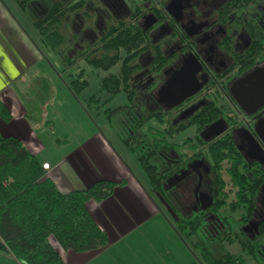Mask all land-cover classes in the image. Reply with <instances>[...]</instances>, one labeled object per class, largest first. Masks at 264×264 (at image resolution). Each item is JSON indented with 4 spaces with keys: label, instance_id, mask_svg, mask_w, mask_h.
<instances>
[{
    "label": "trees",
    "instance_id": "16d2710c",
    "mask_svg": "<svg viewBox=\"0 0 264 264\" xmlns=\"http://www.w3.org/2000/svg\"><path fill=\"white\" fill-rule=\"evenodd\" d=\"M13 1L37 34L38 50L46 59L48 54L52 55L62 66L61 73L67 80L62 74L61 78L74 97L82 95L90 86L85 66L95 74L102 71L98 89L101 95L108 96L104 104L119 95L125 96V104L105 109L104 116L145 175L148 194L153 199L158 197L166 207L156 202L158 210L168 218L193 254L192 264H264V255L258 251L259 241L249 240L235 229L244 222L243 214L249 215L252 211L257 189L254 177L245 178L240 174L228 137L206 147L204 154L212 170L209 212L218 222L206 219L202 211H190L183 216L169 198V171L185 168L198 157L202 126L193 119L173 126L161 109L135 115L137 90L132 76L138 69L134 59L143 50L142 43H146L144 35L140 34L139 38L136 28H115L116 24L111 23L98 43L85 44L76 56L68 55L61 25L68 15L84 14L87 0ZM40 1L48 2V7L37 16L32 5ZM249 1L236 3L239 6ZM16 95L25 120L37 126L43 122L44 108L54 96V87L48 75L37 73L26 80ZM99 101L90 96L85 106L83 101L79 103L89 114L87 109ZM0 120L3 123L12 120L9 108L2 101ZM224 159L226 166L222 164ZM124 184V180H96L85 189L61 192L18 138L0 134V254L10 256L19 264H65L50 240L72 253L106 249L108 236L94 220L87 203L109 198L115 187ZM230 184L239 189L235 201H228L225 191ZM261 232L264 233V225Z\"/></svg>",
    "mask_w": 264,
    "mask_h": 264
},
{
    "label": "flooded vegetation",
    "instance_id": "af4514ba",
    "mask_svg": "<svg viewBox=\"0 0 264 264\" xmlns=\"http://www.w3.org/2000/svg\"><path fill=\"white\" fill-rule=\"evenodd\" d=\"M88 1L94 0H87L84 10ZM236 2L101 0L112 17L101 25L103 33L114 23L115 28H136L139 38L144 35L133 80H144L151 105L166 112L171 125L193 119L202 126L198 157L185 168L169 171L168 189L194 176L190 211H202L206 219L218 222L209 212L212 170L204 154L206 147L228 137L240 174L254 177L257 189L252 211L243 214L244 222L235 229L249 240L257 239L264 255V0L239 6ZM133 87L139 88L135 83ZM229 189L228 200L235 201L239 189L231 184Z\"/></svg>",
    "mask_w": 264,
    "mask_h": 264
},
{
    "label": "crops",
    "instance_id": "0c3cea01",
    "mask_svg": "<svg viewBox=\"0 0 264 264\" xmlns=\"http://www.w3.org/2000/svg\"><path fill=\"white\" fill-rule=\"evenodd\" d=\"M36 35L13 0H0V101L12 117L9 123L0 120V134L18 138L41 165L48 164L46 177L61 192L85 189L96 180L125 181L114 188L109 198L87 203L94 220L108 236L106 249L72 253L50 240L53 248L65 264H135L139 255L143 264H159L166 258L174 264H192L194 260L172 224L158 210L146 184L140 180L132 155L115 140L107 122L106 130H92L85 122L83 128L73 124L71 129L68 121L58 127L48 120V107L52 106L55 94L44 108L40 125L31 126L25 120L17 92L30 76L46 72L50 77L51 69H59L38 50ZM84 113L92 119L88 112ZM0 264L19 263L0 254Z\"/></svg>",
    "mask_w": 264,
    "mask_h": 264
},
{
    "label": "rangeland",
    "instance_id": "374dc122",
    "mask_svg": "<svg viewBox=\"0 0 264 264\" xmlns=\"http://www.w3.org/2000/svg\"><path fill=\"white\" fill-rule=\"evenodd\" d=\"M52 1L53 0H50L49 2H52ZM61 1H66V0H61ZM32 7L34 8L33 9L34 12L37 13V16H40L43 13H45L48 7V2L40 1L36 4H33ZM106 14L107 13L104 10L101 0H94V1H88L84 14L68 15V17L63 21L61 25V30L63 32V37L65 40V46H66L65 52L67 51L68 55H75L76 51L81 50L83 45L85 44L90 45V44H93L95 41H97V38L100 37L101 34H103L102 30L105 27V25L102 26L101 23L102 22L106 23L108 20L111 21L112 17H109ZM36 38L38 39L37 35H36ZM47 56L53 62H55L59 68L58 71L55 72L51 69V66L47 64V66H49V68L51 69L50 77H52L53 82H54V94H55V97L53 101L51 102L52 106L48 107V116H49L48 120L54 121V123L58 127H61V128L62 126H64L63 123L68 121L71 123L70 124L71 129H72L73 124H74V127L80 126L81 128H83L84 127L83 122H85V124L92 130H94L95 128L96 130L98 129L106 130L104 127L105 126L107 127V124H106L107 121L104 116V110L125 104L126 103L125 96L119 95L115 97L114 99H112L111 101H108L104 104V101L108 98V96L107 95L105 96V94L101 95L98 89L99 87L98 85L100 82L99 77L101 76L102 71L97 72L95 74V72L90 71L89 67L85 66V72L87 73V76L89 78L90 86L87 90L84 91L82 95L78 97H73L71 94L67 93L68 89L64 85V82L61 78V74H62L63 79L67 80V76L61 73L62 66L58 63L56 58H54L52 55L48 54ZM72 71L74 72V68H72ZM112 71H115V69H112ZM44 73L48 75V73L46 72ZM184 77L187 78L186 75ZM135 80L136 82L133 80V84L135 83L136 86L139 87V88L136 87V89L138 90L137 98H136V102H137L136 104L138 107L136 108L135 113L137 114L135 115L141 116L145 112H151L154 109H158V107L151 105L153 100H151L152 97L149 93V89H147V85L144 84V80L140 81L141 78L139 79L136 78ZM90 96L100 99L97 105H94L90 110L87 109L89 111L90 117H92L93 120L90 119L84 113L83 108H82L83 105L85 106L86 99H88ZM81 101H83L82 102L83 105L80 104ZM88 122L92 124L94 128L91 127V125L88 124ZM129 125H131L130 129L133 128L132 124H129ZM113 135H114L115 140L121 143L119 137L116 136L115 132H113ZM135 164H136V169L138 171V176L140 180L143 183H145L146 187L148 188V181L145 175L143 174V172L137 165L136 161H135ZM223 178L227 182V176L225 174H223ZM195 185H196V178L194 176H191L189 179L185 180L184 182H182L181 184H179L177 187L173 188L172 190L170 189L168 192L169 198L171 199L173 204L176 206V208L179 210V213L183 216L184 215L186 216L189 214L191 207L193 205V197L190 198V193L192 195ZM229 188L230 186L226 185L225 191L227 193L228 198H231L232 190H230ZM156 199L157 201L155 202H160L164 206L163 202H161L159 198H156ZM230 200L231 199H229L228 201ZM164 208L166 209L165 206ZM181 244L184 247V249L188 250V248L184 245L183 242H181ZM187 252L194 260L193 254L189 250ZM135 264H143V261L140 255L135 257ZM159 264H174V263H172L169 259L166 258L163 261H160ZM246 264H253V262H247Z\"/></svg>",
    "mask_w": 264,
    "mask_h": 264
},
{
    "label": "built area",
    "instance_id": "2783aa9c",
    "mask_svg": "<svg viewBox=\"0 0 264 264\" xmlns=\"http://www.w3.org/2000/svg\"><path fill=\"white\" fill-rule=\"evenodd\" d=\"M43 168H44V169H47V168H48V164H44V165H43Z\"/></svg>",
    "mask_w": 264,
    "mask_h": 264
}]
</instances>
